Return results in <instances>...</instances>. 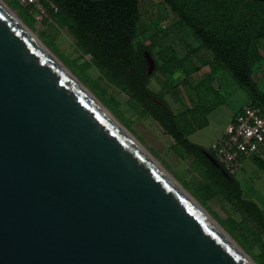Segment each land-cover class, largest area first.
<instances>
[{"label":"water","instance_id":"1","mask_svg":"<svg viewBox=\"0 0 264 264\" xmlns=\"http://www.w3.org/2000/svg\"><path fill=\"white\" fill-rule=\"evenodd\" d=\"M0 264H248L1 7Z\"/></svg>","mask_w":264,"mask_h":264},{"label":"trees","instance_id":"2","mask_svg":"<svg viewBox=\"0 0 264 264\" xmlns=\"http://www.w3.org/2000/svg\"><path fill=\"white\" fill-rule=\"evenodd\" d=\"M49 1L57 8V13L49 11L48 17L73 38L83 54L90 57V64L101 78L125 94L135 114L156 123L174 142L182 157L190 161V170L199 182V199L205 202L220 197L243 215L239 224L228 221L226 231L237 232L241 240H264L263 212L254 202L243 197L240 184L232 174L221 166L230 177L227 180L206 160L202 151H207L214 158L211 149L206 150L187 138L196 130L207 127L206 116L222 105L219 94L209 87L210 77H205L194 88L192 108L180 121L162 97L150 91L149 81L157 73L166 76L175 72H182L187 79L198 68L183 64L184 61H179L172 49L166 50L172 54L170 58L162 56L156 62L152 50L158 47V52L163 53L165 46L158 45L161 35L153 26L150 32H144L142 38L149 44L137 42L139 0ZM161 4L210 53L217 63L212 65L211 71L218 67L226 71L248 96V104L264 113V93L252 78L253 68L262 61L258 43L264 42V0H161ZM14 5L17 7L16 2ZM31 11V14L36 13L32 8ZM21 13L30 24L33 23L27 9H22ZM146 53L155 62L149 77L146 76ZM206 84L211 96L209 92L199 93V87ZM215 98L217 101L214 103ZM155 99L161 104H157ZM254 162L264 173V161L254 158Z\"/></svg>","mask_w":264,"mask_h":264},{"label":"rangeland","instance_id":"3","mask_svg":"<svg viewBox=\"0 0 264 264\" xmlns=\"http://www.w3.org/2000/svg\"><path fill=\"white\" fill-rule=\"evenodd\" d=\"M1 1L39 41L43 48L94 97L115 121L122 125L140 143L185 192L197 201L235 241L251 261L254 264H264L263 239L257 242L251 238L241 240L237 232L229 233L226 231L228 221L239 224L243 220V215L234 206L220 197H214L205 202L199 199V182L196 175L190 170V161L182 157L180 150L175 146L174 142L163 134L156 123L146 116H137L135 114L129 104L128 97L101 78L97 70L90 64V57L83 54L73 38L64 29L58 28L49 17H39L37 13L31 14L30 7H22L18 4L16 7L13 0ZM22 9H27V14L31 15L33 19L32 24L22 15ZM139 13L137 42L143 41L145 45H148V41L142 39L143 34L144 32H150V27L153 26L156 28L158 35H161V38L159 37L158 39V45L163 44L165 46L163 53L158 52V47L152 50L156 62H159L162 56L168 58L172 56L171 53L168 54L167 49H172L174 55L179 60L175 52L177 49L178 54L190 51L189 59H185L183 63L187 66L195 67V64L199 63H206L205 65L209 66L210 69L212 65L216 66L217 63L213 61L210 53L201 47L200 43L192 36L189 30L184 29L179 24V21L169 12L168 8L161 4V0H139ZM161 18L164 19L161 20ZM263 44L264 42L262 41L258 43L262 61H264ZM256 71L257 68L254 67L252 78L258 88L264 91L262 81L255 77ZM221 72L228 78V81L224 83L225 87L222 88V93L230 94L227 105H219V108L217 107L218 110L210 119L212 127L208 128L207 126L196 130L193 135L190 134L188 136V140L191 143L202 145L206 150L210 149L211 142L216 134L225 131L232 113L247 101V95L243 90L237 89V93L233 92L236 86L230 75L226 71L222 70ZM164 82L172 84L166 85ZM199 83L194 82L192 77L187 81L185 76L183 80L179 81L174 78L171 82L167 81L163 75L157 73L150 79L148 88L150 90L155 89L157 95L162 97L174 116L181 121L187 111L186 99L193 105L192 100L195 97L194 88L198 87ZM209 87L217 92L211 82ZM165 90L168 94L171 93L170 98H163L166 94ZM208 92L211 96V91L208 89L207 84L199 87V93L206 94ZM216 101L217 98L213 102L215 103ZM219 114H221V118L214 120ZM254 158L261 159V156L254 154L244 158L232 175L240 183L243 197L254 202L264 215V173L255 164Z\"/></svg>","mask_w":264,"mask_h":264},{"label":"built area","instance_id":"4","mask_svg":"<svg viewBox=\"0 0 264 264\" xmlns=\"http://www.w3.org/2000/svg\"><path fill=\"white\" fill-rule=\"evenodd\" d=\"M22 7L34 9L39 17H48V12L57 13L49 0H13ZM45 4L47 6H45ZM264 147V113L250 104L243 107L232 119L218 140L211 146L214 159L230 174L241 161L260 154Z\"/></svg>","mask_w":264,"mask_h":264},{"label":"bare ground","instance_id":"5","mask_svg":"<svg viewBox=\"0 0 264 264\" xmlns=\"http://www.w3.org/2000/svg\"><path fill=\"white\" fill-rule=\"evenodd\" d=\"M0 7L12 18L18 25L23 29V31L34 41L45 53L50 56V58L56 63V65L73 81V83L80 89V91L90 100L92 103L104 114H106L110 120L115 124L117 129L136 147L138 148L144 157L157 169L161 175L170 182L174 188L181 192L183 197L187 202L197 209L210 223V225L225 239L227 243L244 259L248 264H254L251 259L243 252V250L235 243V241L219 226V224L194 200L187 192H185L182 187L158 164V162L140 145V143L117 121H115L112 116L94 99L93 96L83 88L76 79L60 64L58 63L39 43V41L29 32V30L14 16L8 8L0 0Z\"/></svg>","mask_w":264,"mask_h":264},{"label":"crops","instance_id":"6","mask_svg":"<svg viewBox=\"0 0 264 264\" xmlns=\"http://www.w3.org/2000/svg\"><path fill=\"white\" fill-rule=\"evenodd\" d=\"M175 52H176V55H177V57L179 58V60H181V61H184L185 59H189V57H190V55H189V52L190 51H188V53H180V54H178V52H177V49L175 50ZM206 63H199V64H195V67L196 68H198V70H197V72H195V73H193V74H191L186 80L188 81V79L189 78H193V80H194V82H200L201 80H203L205 77H207V76H209L210 77V79H211V83H212V85H213V87H214V89L218 92V94H219V96L221 97V100H222V106H226L227 105V103H228V100H229V97H230V94L229 93H222V88L223 87H225V85H224V83L225 82H227L228 81V78H227V76L224 74V73H222L221 71L223 70V69H218V70H216V71H211V69H210V67L209 66H206L205 65ZM203 65H205V66H203ZM256 68H257V71H256V74H255V77H257L258 79H260L261 81H262V83H263V86H264V61H261V62H259L256 66H255ZM224 71V70H223ZM221 72V73H220ZM165 77V79H167V81H171L172 82V79H174V78H176V79H178L179 81L182 79L183 80V78H184V74L182 73V72H175V73H173V74H169V75H166V76H164ZM234 82V81H233ZM165 83V82H164ZM166 84V83H165ZM169 84V83H168ZM168 84H166V85H168ZM172 83H170L169 85H171ZM234 84H235V82H234ZM235 86H236V89L233 91V92H236L237 93V91L238 90H241V89H239L238 87H237V85L235 84ZM238 89V90H237ZM260 90V89H259ZM151 92H153L154 94H157L156 92V90L154 89V90H150ZM261 91V90H260ZM171 92V91H170ZM261 92H263L264 93V91H261ZM165 97H163L164 99L167 97V98H170V95H171V93H169L168 94V92H166V90H165ZM187 101V110L188 109H191L192 108V104H190V102H189V100L188 99H186ZM249 103V99H248V96H247V101H246V103L244 104V105H242L241 107H238L237 109H236V111L235 112H233L232 113V115L230 116V118H229V121H228V124L226 125V126H228L229 125V123L232 121V119H233V117L243 108V107H245L247 104ZM219 108V107H218ZM218 108H216L215 110H213L212 112H210L207 116H206V119H207V126H208V128H210V122H211V117H213V115L216 113V111L218 110ZM220 119L221 118V114H219V116H217L214 120H217V119ZM212 127V126H211ZM194 133H192V135H193ZM222 135V132H219V133H217L216 134V136L213 138V140H212V142H211V145H210V148H211V146L218 140V138L220 137ZM188 139H189V137H188ZM199 146H201V147H203L202 145H199ZM204 148V147H203ZM260 156H261V160L262 161H264V147H263V149H262V151L260 152V154H259ZM240 184V183H239ZM240 187H241V185H240ZM242 190V189H241Z\"/></svg>","mask_w":264,"mask_h":264}]
</instances>
